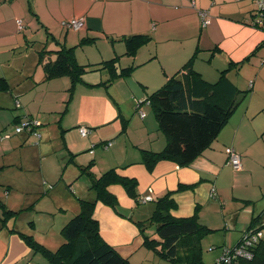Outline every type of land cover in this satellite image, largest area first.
Wrapping results in <instances>:
<instances>
[{
  "label": "crops",
  "instance_id": "obj_1",
  "mask_svg": "<svg viewBox=\"0 0 264 264\" xmlns=\"http://www.w3.org/2000/svg\"><path fill=\"white\" fill-rule=\"evenodd\" d=\"M193 1L194 5L191 0H0V66L8 64L12 60L19 61L21 55L24 57L30 55L36 68L33 74L29 75V72H26L27 81L25 82H28V90L37 86H42V88L43 86L52 88L70 86L67 77L46 80L42 71L34 78L38 67L36 52L42 48L41 42L44 41L51 45L58 42L65 46L76 47L77 62L85 64L79 60L80 55L78 57L76 49L80 48L79 50H81L84 47V44L83 46L79 45L83 38H95L88 44L92 48L90 51L97 58L100 57V61L111 57H120V68L135 67L136 69L145 66L143 74L136 76V83L129 85L133 102L134 99L145 98L146 93H150L164 84L167 77L174 75L191 57H194V70L200 73L204 80L212 81L210 83L217 81L220 71L217 72V76L213 80L211 71L204 72L205 67L196 64L200 54H209L208 62H212L216 57H220L224 63L225 61L228 63L243 61L239 69H243L249 63L259 65L254 67L255 77L254 80H250L252 83L249 82L248 85L250 93L243 96L234 110L235 113L233 112L235 115L240 107L244 108L239 115V124L228 138L221 139L219 136L212 146L196 158L189 167L180 168L173 162L161 161L151 172H148L140 164L142 149L161 150L165 140L158 132L157 123L150 107H146L147 111L144 110V118L134 114L135 111L131 115L136 118L135 122H138L135 126L136 133H130L127 129L125 134H121V128L115 127V124L119 122V120L115 121L118 119L117 113L119 112L122 117L127 119L129 116L128 111L125 113L120 108L121 101L117 98V94L120 93L118 89L109 92V89L102 86L114 98L116 105H119L118 110L112 106L108 110L94 109L92 104L78 101V94L82 96L84 93L85 96L87 93L85 97L94 94L89 89L80 88L74 97V104H78L88 117L82 118V116L73 114L66 118L62 116L61 119L55 121L52 127L55 139H60L61 129L65 131L62 134L64 151L67 148L70 153L75 154V161L78 165L86 163L90 155L85 152L92 144L97 143L100 139L112 140L113 146L109 150L101 152L95 150L93 153L94 165L99 166V171H97L101 172L105 169L125 165L126 169L120 170V174L137 180L138 196L150 195L153 200L155 199L149 214L140 210H135L131 214L127 204H124L125 208L122 207L124 215L130 217L131 220L118 216L113 209L101 203H97L94 209V217L98 220L102 238L122 257H127L123 255V251H129L131 255L136 254L137 251L141 252V261L146 264L158 261V259L153 251H148L149 249L143 246L145 234L140 233L134 222L149 219L155 201L170 191L178 190L179 185H194L195 188H182L173 195L176 205L171 210V215L175 218L196 217L202 224L212 229L214 232L207 236L211 237L216 234L219 237L210 241L206 246L208 249H216L215 256L217 257L221 253L219 251L221 245L224 247L235 245L243 231L255 223L257 224L253 227H256L264 218V182L257 185V179L254 181L253 177L258 165H263L264 168V161L257 163L256 153L250 152V146L247 143L242 144L238 138L240 127L244 121L250 122L249 130H252V133L257 135H260V132H262L261 135L264 133V119H261V112L264 110V80L260 79L263 87L258 86L257 95H254L261 72L264 70L262 62L264 59V26L258 29L250 25L254 9L253 0ZM199 11L208 13L209 22L206 26L201 24ZM81 17L85 19V26L80 31L64 32L60 28L62 21ZM17 21L23 28L19 27ZM39 31L45 37L31 50L29 47H32L31 43L34 41L32 39ZM69 33H72L74 37H69ZM47 34H49V39L50 37L54 38V42L47 38ZM134 35L149 36L150 40L138 47L133 57H126L123 55L126 51L123 39ZM199 61L201 63L202 60ZM228 63H226V67ZM87 64L96 63L87 62ZM19 68L23 69L22 66L17 69ZM257 68L260 71H257ZM1 73L4 74L2 78L0 76L4 82L0 80V85L2 87L7 85V91L14 93L15 90L11 88L13 85L8 82L7 74L4 71ZM62 79L66 80L65 83ZM58 82L60 85L56 86ZM100 90L105 97L106 91ZM19 102L23 103L22 100ZM44 103L47 106L52 104L47 100ZM34 108L38 107H31V109ZM141 108H144L143 105ZM48 110L39 109L30 115L43 119L47 116ZM112 122L114 123L108 129V134L98 135L93 132L89 138L84 139L78 135L75 128H72L77 123L102 126ZM222 142L241 155L242 168L240 171H232L226 162V147L221 145ZM38 156L42 157L40 152ZM226 170L231 172L233 178L231 184L227 186L226 183H223L222 177V173ZM238 179H243L245 182L239 184L237 183ZM113 187L110 188V191L116 198L123 199L125 193L122 188L117 185ZM235 188H238L237 193ZM252 188L259 191L260 198L253 200L248 197L247 189ZM87 195L89 198L90 193ZM101 221L110 227L113 224L118 227L127 226L126 236L130 239L129 247L125 248L124 242L120 239L109 242L103 236ZM148 227H151L152 234L148 236L151 237L156 230V225L151 224ZM12 229L19 231L15 225ZM202 241L203 239L200 241L201 249L205 245ZM191 242L193 241L191 240ZM151 252L152 256L150 257ZM132 262L135 263V260ZM0 264L46 263H42L37 255H33L16 233L0 228Z\"/></svg>",
  "mask_w": 264,
  "mask_h": 264
},
{
  "label": "trees",
  "instance_id": "obj_2",
  "mask_svg": "<svg viewBox=\"0 0 264 264\" xmlns=\"http://www.w3.org/2000/svg\"><path fill=\"white\" fill-rule=\"evenodd\" d=\"M256 10L254 9L255 13H253L250 25L260 29L261 26L254 22ZM61 23L60 28L64 32H78L64 28ZM21 28L23 27L21 26ZM47 38L49 39V34H47ZM49 40L54 42L53 37H50ZM93 40L95 38H83L79 45L83 46V44L85 45ZM123 40L126 45V51L123 55L131 58L138 47L149 42L150 37L134 35ZM41 44L42 48L36 52L38 55L37 66H41L46 80L60 77L69 79L70 86L68 91L70 98L67 101L72 100L76 87L83 83V75L88 72L106 70L109 73L107 80L88 86H103L109 89L113 81L129 77L135 69V67L120 68V57H111L96 64H79L75 57L76 47L65 46L58 42L51 45L44 41ZM193 58L191 57L184 63L174 75L167 77L165 83L159 88L146 93L145 98L135 100L134 111L141 118L145 117V113L141 112V106L144 104L149 105L156 120L158 132L165 140L161 150L142 149L140 151V164L148 172H151L161 161L173 162L180 168L189 167L196 158L201 156L219 138L239 101L244 95L250 93V90L242 91L227 78V72L231 69L238 70L243 61L238 63L229 62L227 67L220 71L217 81L210 83L194 70ZM0 80L4 82L3 79L0 78ZM7 90V85L4 87L0 85V92ZM66 110L67 107L64 111ZM117 114L118 119L115 121H120V132L125 134L129 126V120L122 117L119 112ZM17 118L15 117L14 119L17 120ZM36 122H34L32 117L26 121L23 128H26L27 135L38 132V130L36 132V129L39 128L38 126L41 123L37 124ZM98 127L100 126L77 123L72 128H75L78 135L84 139L89 138ZM82 130L85 131L84 135L81 133ZM22 131L16 133L20 134ZM63 133L65 131L61 129L60 140L64 149ZM37 135L39 138L38 133ZM112 146L113 141L106 139H100L97 143L92 144L85 152L90 157L82 165L77 164L75 161L76 155L70 153L66 148L67 163L77 169L76 180L82 177L85 178L88 182V191L93 194V197L87 199L83 197L77 198L79 211L64 222L65 224L60 232L63 242L57 249L51 250V248L49 249L38 243L33 236L9 228L11 230L8 231L16 233L33 255L41 256L47 264H129V261L122 257L100 235L99 223L94 217L95 205L101 203L113 209L118 216L131 220L121 210H118V200L110 191V188L120 185L130 197L140 203H146L144 198L150 195L138 196L137 180L120 174V170L126 169L125 165L123 167L109 168L100 174L95 173L92 168L94 166L93 153L97 147L107 151ZM228 148L231 147L225 148V154ZM237 154L240 157L241 164L242 157L239 153ZM226 162L233 171H236L229 163L227 154ZM178 188L193 189L195 186L179 185ZM178 190L170 191L156 200L150 218L146 221H135L134 224L138 227L141 234H144L145 229L151 224L156 225L154 232L156 237L151 236L150 238L144 235L143 246L153 251L158 258L168 260L174 264H205L201 258L200 241L214 231L202 224L196 217L175 218L171 215V210L176 205L173 195ZM154 200L152 199L151 201L153 202ZM19 214L20 211L6 209L2 205L0 221L3 225L0 224V228L6 226L4 223H6L7 218H12ZM256 224L250 225L247 230L243 231L235 245L231 247L221 245L219 250L221 253L218 260L213 264H264V218L256 227H253ZM190 246L192 247L190 248ZM209 250H212V248Z\"/></svg>",
  "mask_w": 264,
  "mask_h": 264
},
{
  "label": "rangeland",
  "instance_id": "obj_3",
  "mask_svg": "<svg viewBox=\"0 0 264 264\" xmlns=\"http://www.w3.org/2000/svg\"><path fill=\"white\" fill-rule=\"evenodd\" d=\"M254 9H257L255 4ZM254 9L252 13H255ZM70 36L71 38L74 37L72 33H69V37ZM44 37L45 35L39 31L32 39L34 41H31L32 47L29 48L33 49V47H36L38 42L42 41ZM100 45L102 46L101 42ZM79 49L80 48L76 49V53L78 57L80 55L79 60L83 63H97L101 60L100 57L97 58L93 55L90 51L92 48L89 47L88 43H86L81 50ZM199 60H202L201 63ZM199 60L196 61V64L198 66L202 65L205 67L203 70L204 72L211 71L213 74V80H215L214 78H216L217 72L219 73V71L225 69L226 63H228L227 61L224 63L220 57H216V59L212 62H208V60H210L209 54H200ZM34 65L35 63L32 62L30 55L29 57L21 55L19 56V61L14 62L12 60L8 64H1L0 66L1 78L4 75L1 71H4L7 74L8 82L13 85L11 88L15 90L14 93L10 91L0 92V168H2L0 171V217L2 205H4L6 209L20 211L19 215L6 219V223H4L6 226L4 228L9 230V228H13L15 225V228L19 231L33 236L38 243L43 244L49 249L51 248V250H55L63 242L60 232L61 228L65 224L64 222L70 216V218H72V216L77 214L79 211L77 198L83 197L84 199H87V193H90L89 198H91L93 194L87 191L88 182L85 178L82 177L76 180L75 177L77 169L67 163V152L62 148L61 140L59 138L55 139L52 127L54 126L55 121L59 120L62 116L65 118L73 114L82 116V118L87 116L83 113L78 104H74V97L77 95L80 88H84L86 90L89 89L94 93L90 97H85L87 93L85 96L84 93H82V96L79 94L77 96L78 101L92 104V108L94 109L108 110V108L112 106V108H116V110H118L119 105H116L114 98H112L107 90L102 86H88L107 80L109 73L106 70L92 71L84 74L83 83L76 87L72 100L67 101L70 98L68 91L69 86L59 88H52L51 86H43L42 88V86H37L33 89H27L28 82H25L27 81L25 75L27 71L29 72V75L30 73L33 74L35 72L36 67H34ZM20 66H22L23 69H17ZM255 66L258 67L259 65L249 63L243 69H231L227 72V76L235 85L238 84L236 86L242 91H246L248 90L250 80H254V75L256 73L254 71ZM144 67L145 66L137 67L132 71L129 77L115 80V82L109 87V92H113L115 89L119 90L120 93L117 94V98L121 101L120 108H122L125 113L128 111V131L133 134L136 133L135 126L138 122H135V117H131L134 112L135 99L133 102L129 85L136 83V76L143 74L145 71ZM36 70L34 78L37 77L40 71L43 72L41 66H38ZM257 71L260 70L257 68ZM260 79L264 80V70L261 72L257 87L255 88L256 93L254 95H257L258 86L260 88L263 87ZM62 81L65 83L66 80L62 79ZM57 85H60V82H58L56 86ZM100 89H103L104 92L106 91L105 97ZM38 95L40 96L37 97ZM248 99H246V101H248ZM19 100H22L23 103L21 104ZM45 100L51 101L52 104L47 106L44 103ZM35 106L38 108L31 109V107ZM66 107L67 110L64 111ZM143 107V109L141 108V112L147 111L146 107L149 106L144 104ZM39 109L49 110L46 112L47 116L43 119H39L37 116H35V118L32 117L34 122L37 121V124L41 123V125L38 126L39 128L36 129V132L39 130L37 132L39 134L38 138L37 133L27 135V132L25 131L26 128L23 127L26 121L30 120V113H34ZM242 109L244 108L240 107L237 113L232 115L228 124L220 133L221 139L228 138V136L232 134V131L239 124V115L242 113ZM261 115V119H264V110L261 112ZM15 117H18L17 120L14 119ZM113 123L114 122L108 125L100 126L93 132L98 135H106L108 134V129L112 127ZM115 127L121 128L120 121L115 124ZM250 127V122L244 121L240 127L238 138L242 141V144L247 143L248 146H250V152L256 153L257 163L263 162L264 133L262 135V132H260V135L252 133V130H249ZM16 128L22 129V133H16ZM5 136L9 137L6 138ZM41 137L42 139H40ZM161 137L163 136L161 135ZM121 139H123V136H121ZM222 144L223 147H227L225 142H222L221 145ZM97 150L100 152L103 151L101 147H97L96 151ZM39 152L41 153V158L38 156ZM261 156H263L262 159ZM92 168L96 174H100L104 171L98 172V165H94ZM222 177L223 183H226V186L231 184V180H233V178L231 177V172H229V170L224 171L222 173ZM253 177L254 181L257 179V185L264 182L263 165L257 166ZM243 182H245L243 179L237 180V183L239 184ZM117 186L121 187L125 193V195H123V199L117 198L119 211L121 210L124 213L122 207L125 208L124 204H127L126 206L130 209L131 214H133V211L135 210L147 212L148 214L150 213V210L152 209V201L146 203L137 202L128 195L122 186ZM235 192H238V188H235ZM247 195L249 198H253V200L260 198L259 191L254 188L247 189ZM0 224L3 225L1 221ZM100 225L104 234L103 236L107 238L109 242H115L113 240L120 239V241L124 242L125 248L129 247L128 241L130 239L126 236L128 233L127 226L118 227L113 224L110 227L108 225H104L102 221L100 222ZM150 228L151 227H148L143 232L146 236L152 234ZM152 236L154 238L156 237L154 233ZM218 237V235L214 234L211 237L206 236L203 238L202 242L205 245L203 249H201V258L205 264H213L216 260H218L219 256H215V251L217 250H209L206 246L210 241L218 239ZM123 255L127 256V260L129 258V264H146L141 261V252L137 251L136 254L131 255L129 251H123ZM151 256L152 252L150 253V257ZM37 257L42 263H46L41 256L37 255ZM157 259L158 261L149 262V264H174L173 262L165 259L161 260L158 257ZM134 260L135 263L132 262Z\"/></svg>",
  "mask_w": 264,
  "mask_h": 264
},
{
  "label": "built area",
  "instance_id": "obj_4",
  "mask_svg": "<svg viewBox=\"0 0 264 264\" xmlns=\"http://www.w3.org/2000/svg\"><path fill=\"white\" fill-rule=\"evenodd\" d=\"M255 6L257 7L256 10V16L254 18V22L259 25V26H264V0H253ZM192 5H194V1L191 0ZM200 19H201V24L203 26H206L208 24V13L207 11H199L198 12ZM17 24L19 25V27L21 28V24L19 21H17ZM61 25L66 28V29H70L71 31H79L81 29L84 28L85 26V19L84 18H73L67 21H63L61 23ZM264 62V59H263ZM22 129H17L16 132H21ZM82 135L85 134V131L82 130L81 131ZM6 138L8 136H5ZM226 154L228 155V160L229 163L232 165L233 169H235L236 171L241 170V164H240V157L239 155L232 149V148H228L226 150ZM152 198L150 196H147L144 198L145 202H149L151 201ZM241 256V255H240ZM239 256V257H240Z\"/></svg>",
  "mask_w": 264,
  "mask_h": 264
}]
</instances>
